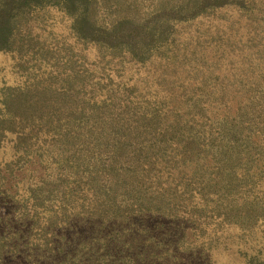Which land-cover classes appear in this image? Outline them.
<instances>
[{
	"label": "trees",
	"instance_id": "1",
	"mask_svg": "<svg viewBox=\"0 0 264 264\" xmlns=\"http://www.w3.org/2000/svg\"><path fill=\"white\" fill-rule=\"evenodd\" d=\"M251 1L0 0V52L15 58L25 77L21 84L0 86V148L9 138L13 157L49 171L46 176L40 170L38 184L27 188L31 225L14 239L0 228V264L16 257L24 235L26 264L71 260L52 254H98L93 237L106 224L111 236L133 213L188 223L208 212L220 221H264V195L255 190L264 177V80L242 107L238 102L231 115L223 113L216 128L198 121L203 112L196 119L187 109L179 118L176 107L165 106L169 98L158 100L173 95L163 92L159 80L148 82L158 58L163 68L175 64L168 56L174 22L228 4L242 9ZM54 29L59 38L48 40ZM78 46L93 48L94 62L100 69L112 66L116 78L125 63L145 65L141 85L91 82ZM43 188L49 198L40 197ZM49 199L56 202L45 203ZM81 212L87 226L68 252L63 235L71 236L74 228L67 224Z\"/></svg>",
	"mask_w": 264,
	"mask_h": 264
},
{
	"label": "rangeland",
	"instance_id": "2",
	"mask_svg": "<svg viewBox=\"0 0 264 264\" xmlns=\"http://www.w3.org/2000/svg\"><path fill=\"white\" fill-rule=\"evenodd\" d=\"M57 30L54 29L48 40L59 38L61 33ZM169 41L168 44L175 45L172 54L168 55L175 64L165 63L168 67L163 68L164 60L156 58L150 70L152 79L148 77V82L153 84L159 80L163 92L173 95L160 94L158 100L169 98L170 102L165 101V106L168 110L176 107L179 118L186 116L187 109L196 119H199L196 112H203L198 121L204 123V127L216 128L221 115L226 112L231 115L238 102L242 107L250 89L254 85L258 87V81L264 80V0H252L242 9L228 4L182 23L174 22ZM77 50L83 54L79 62L82 63L83 59V67L88 68L86 74L91 82L99 80L107 87L108 83L112 86L115 82L129 84L136 81L141 85V71L145 65L125 63L120 69V77L116 78L112 66L107 64L106 70L100 69L94 62L93 48L78 46ZM31 64L32 61L25 63ZM24 78L16 59L0 52V86L21 84ZM94 88L93 83V90L97 93ZM9 140H4L0 148V167L10 164L9 170L8 166L6 171L0 170V228L9 231L10 239H14L18 230L31 225L33 209L29 203L31 192L27 188L38 184L40 170L45 171L46 176L49 171L40 166L30 167L28 158L13 157ZM256 182L255 190L263 196L264 177ZM39 193L41 198H49L46 197L47 189L43 188ZM50 202L56 200L45 201ZM136 214L133 213L134 217L129 221L118 224L111 236L108 235L112 231L106 224L101 228L102 234L93 237V246L101 254L84 251L80 255L72 254L68 249L74 250L87 224L81 218L83 212L74 214L73 221L67 224L74 228L70 230L71 236L63 235L64 249L70 254H52L57 260L66 256L71 260L57 264H73L72 260L76 262L78 255L77 264H246L249 259L264 260V221L261 219L220 221L208 212L203 213L207 218L188 223ZM54 238L50 241L53 242ZM28 243L29 239L24 235L14 251L16 257L8 259L7 263L26 264L20 246ZM27 248L28 245L24 250Z\"/></svg>",
	"mask_w": 264,
	"mask_h": 264
}]
</instances>
